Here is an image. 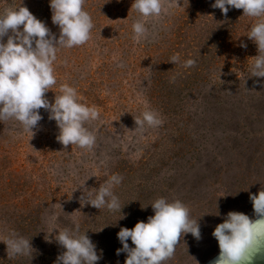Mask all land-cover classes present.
<instances>
[{
  "label": "rangeland",
  "instance_id": "1",
  "mask_svg": "<svg viewBox=\"0 0 264 264\" xmlns=\"http://www.w3.org/2000/svg\"><path fill=\"white\" fill-rule=\"evenodd\" d=\"M132 3L84 0L90 39L60 49L53 65L57 83L47 99L68 85L99 113L85 125L96 137L91 150L61 145L43 109L33 137L13 119L0 121V264H55L64 251L56 233L76 224L103 250L98 264H124L117 232L147 222L161 197L180 200L201 227V239L181 236L165 264H204L219 251L212 232L223 216H252L249 193L264 190V87L253 83L258 53L247 38L256 18L242 9L224 16L214 0H161L162 15L143 18ZM18 7L58 35L49 0H0V14ZM138 20L148 28L140 40L132 30ZM173 55L181 63H170ZM187 59L195 66L184 68ZM148 109L163 125L140 133L134 120ZM113 174L123 177L114 194L124 219L80 200ZM13 232L31 240L32 255H7L3 241Z\"/></svg>",
  "mask_w": 264,
  "mask_h": 264
},
{
  "label": "clouds",
  "instance_id": "2",
  "mask_svg": "<svg viewBox=\"0 0 264 264\" xmlns=\"http://www.w3.org/2000/svg\"><path fill=\"white\" fill-rule=\"evenodd\" d=\"M83 5L84 0H49L51 22L58 27V35L26 7L0 14V121L13 119L33 137L44 119L40 113L43 109L48 119L55 122L56 139L61 145L91 150L96 137L85 125L99 118L96 108L78 102L76 89L68 85L60 87V94L55 95L53 102L46 97L57 83L53 67L57 52L84 45L90 39L93 22ZM211 7L219 9L224 16L232 9H242L243 16L256 18L247 34L258 53L254 56L251 77L257 78L253 82L255 86L264 87L261 79L264 78V0H214ZM131 8L143 18H158L163 12L161 0H133ZM132 30L137 40L148 36L144 20L134 22ZM240 47L247 45L242 42ZM169 62L181 63L180 57L173 55ZM195 64L194 59L182 62L186 69ZM134 121L140 133L163 125L160 114L151 109L143 111ZM122 180L121 175L113 174L97 191L82 195L80 200L99 210L119 211L120 219H124L120 200L114 194V188ZM249 200L253 209L251 217L229 211L215 226L212 236L219 253L209 264H264V190L249 193ZM150 205L154 214L147 217V222L138 221L131 229L121 227L116 234L122 247L115 254H126L124 264H165L173 257L181 236L191 234L195 240L201 239L200 224L190 218L188 208L180 200L169 202L161 197ZM54 239L64 249L55 264H98L103 257V250L98 252L97 245L86 232L81 233L78 224L58 231ZM129 240L134 247H130ZM30 241L13 232L3 243L8 256H30L33 254Z\"/></svg>",
  "mask_w": 264,
  "mask_h": 264
},
{
  "label": "water",
  "instance_id": "3",
  "mask_svg": "<svg viewBox=\"0 0 264 264\" xmlns=\"http://www.w3.org/2000/svg\"><path fill=\"white\" fill-rule=\"evenodd\" d=\"M218 253L219 251L216 254H214L211 258H209L204 264H209V261L215 258L218 255Z\"/></svg>",
  "mask_w": 264,
  "mask_h": 264
}]
</instances>
